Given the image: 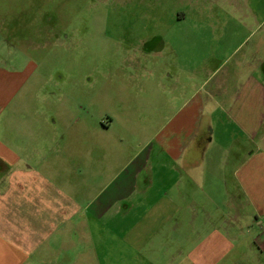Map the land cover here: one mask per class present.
<instances>
[{
    "label": "crops",
    "instance_id": "crops-1",
    "mask_svg": "<svg viewBox=\"0 0 264 264\" xmlns=\"http://www.w3.org/2000/svg\"><path fill=\"white\" fill-rule=\"evenodd\" d=\"M180 3L99 103L0 4V264H264V0Z\"/></svg>",
    "mask_w": 264,
    "mask_h": 264
},
{
    "label": "rangeland",
    "instance_id": "rangeland-1",
    "mask_svg": "<svg viewBox=\"0 0 264 264\" xmlns=\"http://www.w3.org/2000/svg\"><path fill=\"white\" fill-rule=\"evenodd\" d=\"M180 1L0 0V4L10 8L5 10V18L12 20L14 34L18 37L27 34L40 40L42 46L36 50L37 57L43 69H50L53 80H59L57 76L61 74L60 81L66 84L76 100L95 97L99 103L102 96L95 88L107 80L109 83H128L127 75L122 72H142L143 83H147L148 74L144 68L163 61L162 53L158 58L148 56V53H164L170 48H165L161 39L179 35L180 27L174 17L181 8ZM193 2L206 5L212 0ZM208 12L206 8L205 14ZM154 35L160 37L156 42L151 41ZM135 67L138 69L133 71ZM48 70L44 71L46 76ZM110 71L119 73L107 77L106 72ZM132 81L135 83L136 79ZM91 83L96 84L92 89ZM97 105L91 107L93 115L101 113L102 107ZM221 143L215 140L213 145L219 147ZM80 242L77 241V247ZM84 245L85 257L80 256L82 250H75L74 264H87V243ZM60 260L65 261L63 256Z\"/></svg>",
    "mask_w": 264,
    "mask_h": 264
}]
</instances>
